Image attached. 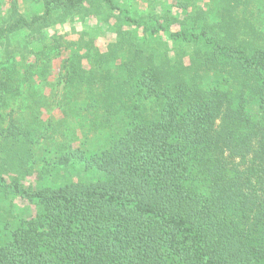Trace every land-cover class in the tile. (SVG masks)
<instances>
[{
  "label": "trees",
  "instance_id": "1",
  "mask_svg": "<svg viewBox=\"0 0 264 264\" xmlns=\"http://www.w3.org/2000/svg\"><path fill=\"white\" fill-rule=\"evenodd\" d=\"M92 4L115 47L48 38L56 12ZM13 5L0 25V188L36 211L0 221V264H264V0L142 15L120 0H44L31 16ZM64 50L60 116L47 119ZM36 149L99 176L25 185L16 174ZM7 164L23 169L8 180Z\"/></svg>",
  "mask_w": 264,
  "mask_h": 264
},
{
  "label": "rangeland",
  "instance_id": "2",
  "mask_svg": "<svg viewBox=\"0 0 264 264\" xmlns=\"http://www.w3.org/2000/svg\"><path fill=\"white\" fill-rule=\"evenodd\" d=\"M15 1H17V6L19 7L18 10L22 14L31 16L43 13L44 11V0H0V25L9 22L12 18L13 13H11V9L15 8L13 5ZM171 1L175 0H120V2L127 6L134 15L149 14L153 9L158 12H161V9L164 11V9L170 5ZM99 10L100 8L98 6L92 4L81 13L75 15L56 12L54 23L50 28L45 30L46 34L49 39L53 37V40L57 39L60 43L65 40L87 41L89 39H93L102 50H106L109 46L115 47L117 37L114 32V27L102 20V15L98 14ZM25 34V31H21L17 35L13 36L11 43H9L10 47H15L18 50L20 47V41L24 40ZM155 39L156 40L151 39V42L154 45L165 47L170 44L169 40L166 41L165 39L159 37H156ZM34 45L38 48L40 43H35ZM7 48L8 43L6 47L0 48V69H2L7 61V59L5 60ZM16 54L19 55L18 52H16ZM67 54H69V52L64 50L60 54L59 58L54 60L55 72L51 81L56 83V87H52L50 84H47L44 87V92L52 99H50L52 107L49 110L44 109L43 112L44 117L47 119L54 118L56 115L57 117L60 116V114H57L60 113V110L58 108H54L55 105L52 101L62 97V84L59 83V76L56 74L61 68V59L65 58ZM11 107L14 108L17 113H20L17 103H13ZM3 111L4 114H6L10 111V108ZM57 117H55V119ZM7 125L8 120L2 124L3 127H7ZM98 135L102 136V133L98 132V134H91V137L92 139H96ZM38 153V149H36L34 158H37V160L33 159L30 155L26 157L27 159L24 163L25 172L23 173L16 174L23 168H19L16 172V169H13L14 167L12 165L7 164L4 166V168L8 171V173H5L7 175V179L16 174L23 184L37 187L43 185L42 183L44 182L51 183L54 181H60L63 177L89 179L99 176V173L94 170L86 171L82 163H77L76 165L69 167L61 164L58 169H55L54 164H49L51 159H40L43 156L40 155L41 157L38 158ZM1 154L2 153L0 152V167L1 163H3L1 160ZM44 154H47L48 156L50 155L49 152H44L43 155ZM45 171L46 173H44V175L40 173ZM10 211H13L14 214H18L23 217H30L35 213L36 207L35 205H27V203L23 202L20 198H12V196L8 195L3 188H0V221H3L5 216L8 217Z\"/></svg>",
  "mask_w": 264,
  "mask_h": 264
}]
</instances>
